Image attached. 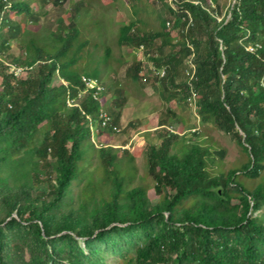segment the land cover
<instances>
[{"label":"trees","instance_id":"16d2710c","mask_svg":"<svg viewBox=\"0 0 264 264\" xmlns=\"http://www.w3.org/2000/svg\"><path fill=\"white\" fill-rule=\"evenodd\" d=\"M172 1L176 7H165L177 17L181 40L163 20L161 31L148 34L136 22L123 25L118 43L143 46L155 69L166 68L154 78L167 92L171 86L188 99L195 93L201 123L236 137L247 160L225 171L224 149L206 145L199 133L167 130L170 119H179L168 109L158 142L150 132L145 137L159 196L153 203L145 184L134 185L135 153L124 151L123 169L118 149L92 141L116 133L122 115L106 111L99 70L80 72L69 58L80 37L77 22L60 25L51 48L31 40L24 57H11L10 43L22 30L14 15H36L25 0H0V264H105L106 248L133 251L124 264H264V0H236L222 21L218 0ZM167 47L172 51L164 53ZM186 59L195 75L179 85ZM9 64L25 67L26 76L16 77ZM134 64L138 82L143 64ZM84 78L104 87L97 98V89L79 98ZM168 94L170 103L179 95ZM72 99L79 106H69ZM102 110L111 118L106 126ZM91 151L101 163L95 172L84 166ZM83 177L80 199L70 205Z\"/></svg>","mask_w":264,"mask_h":264},{"label":"rangeland","instance_id":"374dc122","mask_svg":"<svg viewBox=\"0 0 264 264\" xmlns=\"http://www.w3.org/2000/svg\"><path fill=\"white\" fill-rule=\"evenodd\" d=\"M25 1L30 3L36 21L24 15H14L13 22L20 24L22 30L17 39L10 43L8 53L11 57H24L25 47L31 40H37L40 46L51 48L56 44L54 34L61 28L60 25L64 27L72 19L77 22L80 37L74 42L69 58L77 59L75 69L80 72L99 70L100 81L106 89L108 100L106 111L110 115L113 111L121 112L122 115L116 133H110L104 138L95 135L92 141L98 148L111 145L118 149L119 159L123 160V169L126 155L124 151L135 153L136 159L133 165L136 167L137 177L134 185L145 184L153 203L159 200V196L155 192L154 181L147 170L145 137L150 132L153 135L151 139L158 142L159 138L156 134L163 131V129L156 131L159 128V120L170 117L167 113L168 109L175 111L179 119H170L167 127L173 126L182 136H192L193 129L198 128L195 133H199L200 140L205 141L206 145L213 149L225 150V158L222 161V168L225 171L245 163L247 154L236 137L219 131L213 124H202L197 108L190 106L188 98L184 97V92L175 91L171 86L167 88V92L162 82L154 78L156 75L154 64L143 50L120 46L118 43L119 31L123 25L136 22L140 33L148 34L161 31L163 20L167 21V31L172 38L181 40L182 36L174 26L177 17L170 14L165 7V3L176 7L172 0L163 2L161 0H61L60 6L52 5V0L46 3L42 0ZM218 1L223 8L222 14H218V19L220 21L224 18L228 19V9L234 6L236 0ZM83 43H86L85 46L77 52ZM160 43L161 40H158V44ZM108 51L109 56H107ZM170 51H172L171 47H167L164 53ZM151 55H155V52ZM135 61H141L143 64L141 74L143 79L138 82L131 77ZM179 70L177 83L181 85L190 81L188 59ZM59 83L58 79L54 80V85ZM168 93L179 94H176L177 99L173 101L174 103L169 102ZM100 165L97 155L92 151L89 152L87 163L84 164L87 170L95 172ZM86 182L83 177L74 183L69 195L70 205L77 204ZM128 255H133V251L128 254L127 251L121 253L119 250L106 248L102 259L105 264H124Z\"/></svg>","mask_w":264,"mask_h":264},{"label":"built area","instance_id":"2783aa9c","mask_svg":"<svg viewBox=\"0 0 264 264\" xmlns=\"http://www.w3.org/2000/svg\"><path fill=\"white\" fill-rule=\"evenodd\" d=\"M197 3L198 2H196V4ZM190 23H191V21H190ZM257 47H259V45ZM143 49L144 48L142 46L139 50H143ZM249 50H253V49L250 48ZM188 65L190 67V72H189L190 80H192L194 78V75H195L196 67H195L194 63L191 60L188 61ZM8 68H9V71L11 73H14V75L16 77H19V78H22V76L27 74L26 73L27 69L25 67H17L15 65L9 64ZM154 72H155V74L157 76L162 78L166 74V68H163L161 70H157V69L154 68ZM84 81L86 82V89L81 94H79V98H81L82 95H84L85 93L89 92V90H93V89H97V91L94 93V98H97L99 92L104 90V87L100 83H98L97 80L85 79L84 78ZM262 87L264 88V78L262 80ZM188 101H189L190 106H195L197 108V96H196L195 93L192 94V96L188 99ZM68 105L71 106V107L79 106L75 99L69 100L68 101ZM100 118L103 121V126H106L108 124V122L111 121L110 116L104 110L101 111ZM166 128L170 132L175 133V134H179V135L182 136V134H180L177 130H175V128L173 126L166 127ZM115 130H117V129H115ZM197 130H198V128L193 129L192 132H196Z\"/></svg>","mask_w":264,"mask_h":264},{"label":"water","instance_id":"95a60500","mask_svg":"<svg viewBox=\"0 0 264 264\" xmlns=\"http://www.w3.org/2000/svg\"><path fill=\"white\" fill-rule=\"evenodd\" d=\"M241 134H243L242 132H240ZM245 137V136H244Z\"/></svg>","mask_w":264,"mask_h":264},{"label":"crops","instance_id":"0c3cea01","mask_svg":"<svg viewBox=\"0 0 264 264\" xmlns=\"http://www.w3.org/2000/svg\"><path fill=\"white\" fill-rule=\"evenodd\" d=\"M171 103H174L173 101Z\"/></svg>","mask_w":264,"mask_h":264}]
</instances>
